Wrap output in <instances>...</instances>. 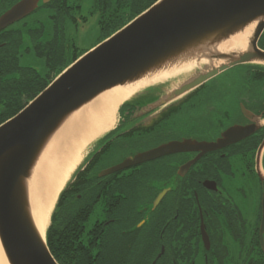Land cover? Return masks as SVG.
<instances>
[{
    "label": "flooded vegetation",
    "instance_id": "1",
    "mask_svg": "<svg viewBox=\"0 0 264 264\" xmlns=\"http://www.w3.org/2000/svg\"><path fill=\"white\" fill-rule=\"evenodd\" d=\"M19 1L0 0V16ZM44 1L32 13L54 0ZM258 47L264 51V32ZM221 75L219 89H205V83L144 114L166 84L138 89L119 109L115 130L96 141L87 158L86 193L90 228L105 249L94 253L150 257L152 264H264V65L244 64ZM233 129L232 137H223ZM167 143L184 145L99 177ZM211 143L222 146L204 147ZM108 155L117 160L104 165Z\"/></svg>",
    "mask_w": 264,
    "mask_h": 264
},
{
    "label": "water",
    "instance_id": "2",
    "mask_svg": "<svg viewBox=\"0 0 264 264\" xmlns=\"http://www.w3.org/2000/svg\"><path fill=\"white\" fill-rule=\"evenodd\" d=\"M37 7L38 0L17 2L0 16V32ZM245 32L248 36L244 49L229 51L221 47ZM263 32L264 0H159L80 56L24 109L2 123L0 246L7 264H58L34 219L30 184L49 143L76 112L118 86L166 84L163 94L142 109L144 114L181 98L233 67L264 65V51L258 47ZM188 67L192 68L179 77L154 80ZM235 130L223 137H232L228 134ZM183 145L167 143L139 152L103 170L99 177L157 159ZM220 146L221 143H211L204 147ZM260 179L264 177L260 175ZM163 194L156 198L154 207ZM260 230H264V210Z\"/></svg>",
    "mask_w": 264,
    "mask_h": 264
},
{
    "label": "trees",
    "instance_id": "3",
    "mask_svg": "<svg viewBox=\"0 0 264 264\" xmlns=\"http://www.w3.org/2000/svg\"><path fill=\"white\" fill-rule=\"evenodd\" d=\"M76 1L54 0L42 7L45 13H32L0 32V125L24 109L54 78L87 52H76L75 49L71 53L74 42L71 37L67 42L64 39L66 21L73 25L77 22L70 13L77 8ZM157 1L96 0L98 11L109 13L99 20L101 30L107 23L114 25L104 39ZM21 57L41 60L43 69L21 66ZM88 179L87 166L78 169L59 195L45 233L52 257L58 264H152L150 257L117 255L103 258L94 253L97 248L105 249V243L89 227L92 206L88 205L86 193ZM77 194L81 195L80 200L76 198Z\"/></svg>",
    "mask_w": 264,
    "mask_h": 264
},
{
    "label": "bare ground",
    "instance_id": "4",
    "mask_svg": "<svg viewBox=\"0 0 264 264\" xmlns=\"http://www.w3.org/2000/svg\"><path fill=\"white\" fill-rule=\"evenodd\" d=\"M247 36V32L240 34L221 47L229 51L244 49ZM191 68L164 73L154 80L175 78ZM140 85L118 86L104 92L76 112L49 143L30 184L32 211L42 236L59 194L85 159L90 144L114 128L119 107L144 87ZM0 264H7L1 246Z\"/></svg>",
    "mask_w": 264,
    "mask_h": 264
},
{
    "label": "rangeland",
    "instance_id": "5",
    "mask_svg": "<svg viewBox=\"0 0 264 264\" xmlns=\"http://www.w3.org/2000/svg\"><path fill=\"white\" fill-rule=\"evenodd\" d=\"M96 0H77L75 2L77 8L72 10L70 13L75 17V20L77 21L75 25L72 24L70 21H66L67 29H65L64 33V39L66 42L68 41V37H71V39L74 42V47H71V53L73 50L76 52H86L91 50L94 46L98 45L101 41L104 39V35L109 32L113 28V24L107 23V25L101 30L99 26V20L101 17L109 16V13H100L98 11L97 6L95 4ZM45 13V12H40ZM35 15V14H34ZM33 17V16H32ZM30 17L29 19H31ZM82 18L85 19V21H82ZM20 64L21 66H29V67H35L38 70H42L41 66V60L35 58V57H21L20 58ZM234 74H236L235 71H232L229 75H226L225 78H231ZM222 75H219L215 78L210 79L207 81L206 85L204 86L205 89H219ZM158 85H161L158 82ZM118 124V120L114 128H112L107 133H111L114 131ZM102 140V139H101ZM99 141V140H96ZM96 141H94V145L90 146L87 150V155L93 147L96 145ZM117 160V157L115 155H108L103 160L104 165H110L113 164ZM87 161V158L85 160V163ZM83 163L82 165H84ZM83 168V166L81 167ZM87 172L89 173V168L87 167ZM257 193V192H256ZM89 220V219H88ZM50 224V223H49ZM91 223L89 221V227Z\"/></svg>",
    "mask_w": 264,
    "mask_h": 264
}]
</instances>
